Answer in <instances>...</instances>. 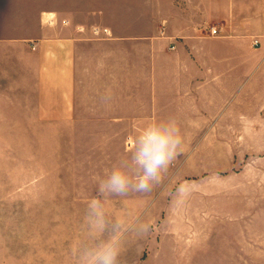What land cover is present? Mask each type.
<instances>
[{
	"label": "crops",
	"instance_id": "1",
	"mask_svg": "<svg viewBox=\"0 0 264 264\" xmlns=\"http://www.w3.org/2000/svg\"><path fill=\"white\" fill-rule=\"evenodd\" d=\"M168 117L184 139L173 174L187 177L228 141L216 128L264 125V0H0V143L20 172L40 143L53 157L57 129L64 141L96 128L131 151Z\"/></svg>",
	"mask_w": 264,
	"mask_h": 264
},
{
	"label": "rangeland",
	"instance_id": "2",
	"mask_svg": "<svg viewBox=\"0 0 264 264\" xmlns=\"http://www.w3.org/2000/svg\"><path fill=\"white\" fill-rule=\"evenodd\" d=\"M95 130L73 127L63 141L57 129L53 157H45L47 145L40 143L39 158L26 163V173L7 159L0 143V264L47 262V248L52 263L64 258L74 264L87 202L99 180L130 153L125 144L102 141ZM217 132L228 141L207 144L214 151L198 158L200 173L174 175L176 160L151 193L130 192L105 201L110 216L127 213L129 222L139 217L151 224L146 234L127 238L121 264H264V125ZM187 180L200 183V191L189 188L177 203L169 186ZM16 199L40 201L38 206L15 205Z\"/></svg>",
	"mask_w": 264,
	"mask_h": 264
},
{
	"label": "clouds",
	"instance_id": "3",
	"mask_svg": "<svg viewBox=\"0 0 264 264\" xmlns=\"http://www.w3.org/2000/svg\"><path fill=\"white\" fill-rule=\"evenodd\" d=\"M181 127L174 117L149 122L135 137L126 158L117 161L98 182L96 194L87 202L83 238L73 250L74 264H121L120 257L130 235L146 234L151 224L129 215L110 216L105 201L130 192L151 193L162 185L165 174L183 152ZM190 194L186 183L173 193L179 203Z\"/></svg>",
	"mask_w": 264,
	"mask_h": 264
},
{
	"label": "built area",
	"instance_id": "4",
	"mask_svg": "<svg viewBox=\"0 0 264 264\" xmlns=\"http://www.w3.org/2000/svg\"><path fill=\"white\" fill-rule=\"evenodd\" d=\"M211 32H212V33H215V32H216V30H215L214 28H212V29H211Z\"/></svg>",
	"mask_w": 264,
	"mask_h": 264
}]
</instances>
